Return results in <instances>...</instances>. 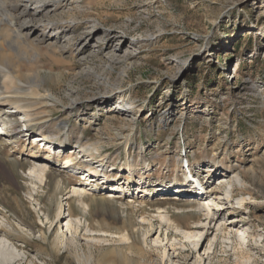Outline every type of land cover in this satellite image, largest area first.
I'll return each instance as SVG.
<instances>
[{"label": "rangeland", "instance_id": "obj_1", "mask_svg": "<svg viewBox=\"0 0 264 264\" xmlns=\"http://www.w3.org/2000/svg\"><path fill=\"white\" fill-rule=\"evenodd\" d=\"M58 3L56 10L51 7L49 18L53 22L72 19V25L62 28L68 38L93 24L102 40L93 53L85 47L81 48L85 54H78L80 49L55 34L53 27L48 40L33 30L24 41L2 27V40L9 35L19 46L0 49V55H8L21 73L38 72L40 91L48 96L45 106L40 102L26 108L32 118L45 117L34 120L27 139L22 138L25 126L21 121L4 126L20 143L12 144L13 148L7 146L8 141L0 144V227L10 234L0 236V247L6 245L15 254L3 250V262L264 264V0ZM38 6L28 5L31 10ZM32 17L33 24H41L40 16ZM56 44L63 47L56 50ZM17 113L13 116L20 117ZM48 129L53 138L72 146L53 150L48 142L35 145V137ZM77 144L81 150L74 156L77 166L96 170L102 162L109 178L82 181L61 171L62 163L51 165L49 160L52 173L64 181L67 190L74 185L86 189L83 198L87 202L111 195L131 203L134 212L127 215L112 201L93 200L83 217L75 197H68L65 189L56 194L62 200L58 219L53 215L56 205L49 207L54 219L49 228L42 206L49 205L47 188L35 186L40 204L30 199L33 184L22 170L33 161L28 158L32 150L61 160L77 152ZM94 146L98 151L84 153V148ZM185 157L202 179L204 197L222 193L223 183L232 184L230 203L215 209L213 222L206 223L205 211L197 210L196 218L194 211L173 208L197 200L196 195L173 191L174 182L184 179ZM125 162L136 169L124 171ZM236 172L242 184L233 181ZM170 182L173 186L166 188ZM181 184L175 189H189V183ZM242 196L245 202L239 205L237 198ZM160 201L166 202L160 206H167L170 214L183 217L177 228L157 219L163 208L151 205ZM139 206L146 208L143 215L136 210ZM77 215L80 227L71 235L65 224L76 227ZM142 216L146 221H141ZM86 218L92 225L87 226ZM223 226L226 229L221 233ZM126 230L129 240L121 237Z\"/></svg>", "mask_w": 264, "mask_h": 264}, {"label": "bare ground", "instance_id": "obj_2", "mask_svg": "<svg viewBox=\"0 0 264 264\" xmlns=\"http://www.w3.org/2000/svg\"><path fill=\"white\" fill-rule=\"evenodd\" d=\"M21 1H22V4H21ZM29 3H34V5H39V6H38V8H34L33 10H31V8L28 7ZM45 4H48L50 6L45 5ZM52 6L54 7L53 10H56L58 7H60L58 0H15L14 2H10V3H7V0H0V11H1L0 12V40H2V37H3L1 32L4 29H2V27H6V29H8L7 31L10 32V34L14 35L13 37L16 40L17 39H23V41L27 39V35L30 33V31L32 32L33 30L39 31L40 36H42V40H48L50 38V34H51L50 30L53 27V29H54L53 32L55 34L58 33L59 34L58 36L63 37V38H67L66 40L68 42H72L76 49L77 48L80 49L78 51V54L79 53L85 54V52H83L81 48L90 47V49H92V50H89L87 52H90L89 54H91L94 52L95 48L97 49L100 47V44H98V42H101L102 39H101V37H99L97 35L96 31L94 30L95 26L93 24L90 26L84 27V29L80 33L75 35L74 37L68 38L69 37L68 33L65 32V29H62V28L68 27L69 25H72L71 22H73V21L71 19L69 21H64V22H66V23H64L63 20H58V22H53V20H50L49 16H50V14H52V11H53L51 9ZM34 15L40 16V22H41L40 25H35L32 23V22H34L32 16H34ZM44 17H45V20H44ZM68 22H69V24H68ZM57 23L58 24L60 23V25H58ZM62 23L67 24V25L63 26V25H61ZM8 38H9V35L6 36V38L0 42V49H6V48L10 49L9 47H11V44L13 46H16V49H18V46H19L18 43L15 41H10ZM70 40H72V41H70ZM62 47L63 46H61V45H57V44L55 45L56 50H59ZM84 56H82V57L84 58ZM29 73H21L19 65L14 66L12 63H10L8 55L7 56L0 55V106L2 107L3 104L11 105L8 107H2V108L0 107V144L4 143V142H6L5 144H7V141H8L7 146L12 147L13 146L12 144L20 143L19 140L18 141L14 140L15 136H13V135L9 136V134H7L6 128L4 126L7 125L8 123L9 124H12V123L17 124V122H20L21 119H24V120H21V122H20L21 125L25 126L23 128V130H21V132H22V138L27 139V137L29 135L31 136L30 127L32 125L34 126V124H35L34 120H37V119L41 120V119L45 118V117H41V116H35L32 118L33 115L29 116L28 112L26 111V108H29L31 105H33V103L38 104L41 102L42 104L40 103L39 105H41V107L45 106L47 104L46 99H48L47 98L48 96L46 94H42L40 91L42 85H41L40 79H38V72L33 71V72H29ZM15 80L16 81L18 80L20 83H22V81H24V84L27 83L28 86H26V88H24L22 84L16 83ZM23 95H26V98L28 96L31 99H29V98L25 99V98H23ZM23 101L25 103H23ZM13 109H17V111L22 112V113H19V112L17 113V114H19L17 116H20V117H15V116L10 114V112H12ZM45 110H47V109H45ZM45 112H44V115L46 114ZM4 136H7L8 140H4L6 138ZM52 136L53 135H51V133L48 129V131L43 132L42 134L36 136L34 141L37 143H41L42 141H46L47 139H49ZM52 139H54L57 142L56 145H59V146L66 145L69 143L66 140H60V139L53 138V137H52ZM2 147H0V148H2ZM9 150H11V148ZM92 150L98 151V147L94 146L92 148H84L83 151L86 154L92 155ZM75 152L76 151L74 150L71 154H69V156L67 157L68 159L65 160L64 165L62 166L63 171L68 170V169L69 170H71V169L76 170V168H74L72 165H73V160H75V157H77L76 154H79L80 150H77L76 153ZM86 154H84V155H86ZM28 158L32 159L33 161L27 166V168L25 170H22L23 169L22 167H21V170L25 173L24 176H26L27 181H29L31 184H33V187L31 189L34 190L33 191L34 193L31 191V192H29V194L28 193L27 194H28L30 199H32L33 201L38 202V204H40L41 202L39 201V197H38L39 194L37 192L38 190L36 191V188H42V187L47 188L46 196L48 197V199L46 197V200H48L47 202H49V205L46 206V204L43 203L42 206L45 210V212H44L45 220H47L50 224L49 228L52 227V224L54 222L53 220L59 218L60 212L62 211V204L58 203L62 200H60V199L57 200L56 194L62 193V191H64L65 189L67 191L65 193L70 194V195H68V197H72V198L75 197L74 201H76L78 210L80 211V214H82V216L84 217L85 216L84 213H86V211L90 210V207L92 205L91 202L94 200L92 198L89 199L90 200L89 202L84 200L83 195H85L87 190L84 188L81 189L79 187H76L75 185L70 186L69 190H67L66 186H64V181L61 180L60 178H57V176H55V174L52 173L51 166L49 165V162H50L49 160L52 159V156L50 154L41 156V154L38 151L32 150L29 153ZM37 158H41V159H37ZM101 164H102V162L97 164L98 168L101 166ZM1 169H2V167L0 165V170ZM135 169H134L132 164H130L128 162L124 163V171L127 170L128 172L131 173V171H134ZM96 170H94L93 168L88 169V171H90V173L94 174L92 176H95L96 173H94V172ZM2 173L4 176H6V174L4 172H2ZM84 173H85V170H83V172H79V174H78L79 180L82 178H85L87 176V175L85 176ZM115 175H117V173ZM111 176H113V175H111ZM232 178H233V181H235L239 184H242L239 173H237V172L234 173L232 175ZM111 179H113V178H111ZM90 181L96 182L98 180L90 177ZM132 182H135V180L133 181V179H132ZM130 183H131V181H130ZM181 183H186V182L182 181V182H180V184ZM35 186H36V188H35ZM139 186L140 185H138V187ZM188 187H190V185H188ZM221 188H222V193H220V194L215 193L214 196H212V194H210L208 198L204 197V195H202V196L196 195L195 196L193 194L195 197H197V200L195 202H185L184 204H179V205L173 204L174 205L173 208L180 210V212H186V211L191 212V214L193 211L196 212L197 210L198 211H205L206 223H209L210 221L213 222L214 215L216 214L215 209H216V211L219 209H223L224 205H228L230 203V198L232 196V190H231L232 184L231 183H223ZM143 189H144V192L146 193V188L144 187ZM143 189H142V191H143ZM28 191H29V187H28ZM138 191H140V190H138ZM208 191L206 190L205 194ZM110 196L111 195L107 196L106 198L104 197V198H100V199H95L94 201L101 202L102 204H105V203L108 204V203H111V201H112L113 203H116L121 208H123V212L126 213L127 215H128L129 211L132 212L134 210L133 205L131 203H127V204L122 203V202H120V200H118V199L114 200V198L112 199ZM172 199H174V198H172ZM244 199H245V197H243V196L240 198H237L236 203H238L239 205H242L245 202ZM165 203L166 202H164V201H160V202H158V204H153L151 206L157 210H159V208H163V211L158 213L157 219L159 220V222H162V221L168 222L170 225H173L175 228H177L180 225V223H182V221L180 222L178 219H181L183 217H179L175 213L170 214L167 206L166 207L160 206V205L165 204ZM17 205H18V202H17ZM51 205H54V206L56 205V211H55V214H53L54 219H51V217H53V216H51V212H50V208H49ZM213 206L215 208H213ZM136 210L138 212H140L142 215L146 212V208L144 206H139V207H137ZM67 215L68 216L72 215L70 209H68ZM187 215H189V214H187ZM194 217L199 218L197 212L194 213ZM74 218H75V221L77 223L76 227H74L69 222H67L65 224L66 230H68V232L71 235L78 233V228L80 227L79 224L81 223V218L78 217V215L75 216ZM207 220H209V221H207ZM85 221H87L86 222L87 226L92 225L90 219L86 218ZM141 221H146L144 216L141 217ZM152 226L153 225H152L151 221H149L148 227H152ZM185 226L188 227V225H185ZM124 228H125V226H124ZM128 229H129V227H128ZM219 229L222 233L225 231L226 228H225V226H223V227H220ZM11 230L17 232V229L14 227H12ZM98 231H102L103 233L106 232V231H104V229H102V230L99 229ZM147 231H149V230H147ZM121 233H122V231H121ZM1 235L8 236L10 234L7 231V229L0 227V236ZM20 235L22 237V234H20ZM121 237L124 240H129L130 236H129L128 231L126 230L121 235ZM61 238H62V240H64L66 238L65 233H62ZM65 240H66V242L64 241V246L66 249V246H68L67 245V238ZM71 240H72L71 242H73V239H71ZM71 242H69V243H71ZM6 247H7L6 245L0 247V264H2V263L3 264H11L10 261L3 262V260L1 259V255H2L3 250L5 252H7L8 255L15 256V254L13 252H9ZM163 255H166L165 252L163 253ZM170 261L171 260L169 259V262ZM88 262L89 261L86 259V263H84V264H88ZM170 263H168V264H170Z\"/></svg>", "mask_w": 264, "mask_h": 264}]
</instances>
